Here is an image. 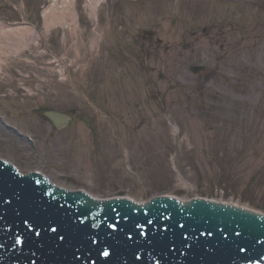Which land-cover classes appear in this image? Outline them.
Returning a JSON list of instances; mask_svg holds the SVG:
<instances>
[{"label": "rangeland", "instance_id": "rangeland-1", "mask_svg": "<svg viewBox=\"0 0 264 264\" xmlns=\"http://www.w3.org/2000/svg\"><path fill=\"white\" fill-rule=\"evenodd\" d=\"M65 2L0 0V25L35 35L0 53V117L20 134L0 122V156L100 198L264 212V0H104L94 19ZM40 95L85 119L53 127Z\"/></svg>", "mask_w": 264, "mask_h": 264}, {"label": "water", "instance_id": "water-1", "mask_svg": "<svg viewBox=\"0 0 264 264\" xmlns=\"http://www.w3.org/2000/svg\"><path fill=\"white\" fill-rule=\"evenodd\" d=\"M193 70L196 71L197 68ZM47 115L55 126L67 119L54 112H48ZM8 174H13L12 169L0 165V183L6 185L5 188L0 187V264H242L247 259H264V220L248 226L243 221L242 214L235 210L211 206L200 200L186 210L176 206L171 200L162 198L158 204H153L156 209L147 207L146 216L142 211V216L138 214L137 218V211L134 210L131 220H121V234L116 237L115 225L111 224V221H115L112 214H106L109 221L102 222L96 231L90 230L88 223L84 225L85 228L78 226L76 222L81 223L82 219L93 216L96 212L91 199L80 192L68 203L70 211L66 205L62 208L64 213H70L65 218L69 217L76 224L65 226V218H59L57 222L51 219L47 221L38 214L33 220L29 219L30 215H36L35 212H19L17 208L31 203L45 209L46 201L52 200L60 190L41 180L38 186H31L27 191L24 183L9 182ZM21 192L26 194V199L17 198ZM35 195H40V198L36 199ZM55 201L59 203L58 200ZM85 202L87 204H83ZM50 206L52 207V203ZM212 207L229 214L225 216L219 213L215 216ZM122 209L125 211L127 207L122 206ZM12 220L16 221L10 223ZM107 224H111L110 231ZM179 224L182 227L178 228ZM139 225L146 227L145 236L140 234ZM15 226L19 228H14ZM51 227L63 232L53 233L50 231ZM237 227L239 237L230 238L226 235V230ZM207 231L213 234L210 237L207 233L202 236ZM247 231L258 234V240L263 239V242L259 244L254 241V237L249 236ZM73 238H78L79 242L67 252L63 243ZM52 241H61L62 244L52 248ZM180 247L182 251L179 250ZM102 249L107 250V255L101 259ZM51 250L56 256L51 255Z\"/></svg>", "mask_w": 264, "mask_h": 264}, {"label": "bare ground", "instance_id": "bare-ground-1", "mask_svg": "<svg viewBox=\"0 0 264 264\" xmlns=\"http://www.w3.org/2000/svg\"><path fill=\"white\" fill-rule=\"evenodd\" d=\"M64 1H66L65 3H67V4L70 2V0H64ZM103 2H104V0H86L87 5L90 7V9H89V11H91L90 15H91V17L93 19L95 18V15H96V12H97V8ZM52 9H50V10H52ZM56 12L61 13V12H59L57 10V11L53 12V14H56ZM53 14H51V16H50V18H51L50 21H52V20H54L56 18L59 19V17H56V15L53 16ZM55 26H56L55 24L52 25V27H55ZM15 35H16V37L12 38V36H15ZM34 38H35V35L32 34L30 32V30H28V28L20 26V28L9 29L6 26H3V25L1 26L0 25V45L4 46L3 48H0V53H1L2 56H6V58H7V55L10 56L11 53L14 54L13 51L16 48H20V49L24 48V44H27L26 43L27 41H31V42L35 41ZM99 38L96 39V44H98ZM6 43L7 44L10 43L11 46H5ZM20 43H22V46H19ZM130 50L136 51V49H134V48H131ZM2 52L5 53V54H3ZM98 55H99V53H98ZM99 115L100 116L102 115L101 117H105L107 120L109 119L102 112H99ZM97 198H99V197H97ZM186 198L188 199V197H186ZM181 199H184V198H181ZM228 202L234 203L232 201H228ZM245 206H247V205H245ZM250 208H252V207H250ZM252 209L257 211V209H255V208H252ZM258 212H261V211H258Z\"/></svg>", "mask_w": 264, "mask_h": 264}, {"label": "flooded vegetation", "instance_id": "flooded-vegetation-1", "mask_svg": "<svg viewBox=\"0 0 264 264\" xmlns=\"http://www.w3.org/2000/svg\"><path fill=\"white\" fill-rule=\"evenodd\" d=\"M43 104H44V102H43ZM53 108H55V107H53Z\"/></svg>", "mask_w": 264, "mask_h": 264}, {"label": "snow or ice", "instance_id": "snow-or-ice-1", "mask_svg": "<svg viewBox=\"0 0 264 264\" xmlns=\"http://www.w3.org/2000/svg\"><path fill=\"white\" fill-rule=\"evenodd\" d=\"M105 255H107V253H105Z\"/></svg>", "mask_w": 264, "mask_h": 264}]
</instances>
